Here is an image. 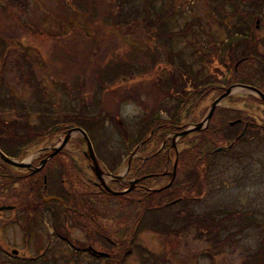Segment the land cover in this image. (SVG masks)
I'll list each match as a JSON object with an SVG mask.
<instances>
[{
    "label": "rangeland",
    "instance_id": "1",
    "mask_svg": "<svg viewBox=\"0 0 264 264\" xmlns=\"http://www.w3.org/2000/svg\"><path fill=\"white\" fill-rule=\"evenodd\" d=\"M104 1L111 4V0ZM146 1L137 0V4L140 5ZM220 1L223 2V8L227 12L235 6L234 0ZM154 2L162 12L166 13L167 10L169 13L174 12L173 18L168 21L169 26L166 23L170 31L180 33L185 29L186 23L195 22L192 33L188 37H176L169 44L170 40L167 36L158 38L153 33V30L156 29L158 34H162L161 31L164 32V30L161 27L164 28V22L156 25V28L148 29L150 33L146 31L142 22L131 24L130 27H115L113 24L110 29L120 39H124L137 50L147 52V54H143L146 61L142 62H147L148 70H142L138 67L140 66L139 62L136 63V67L133 66V69L127 72L132 74L131 78L130 76L123 77L124 74L120 80L115 81L113 88L108 89L111 91L108 93L109 96L91 82L86 86L88 88L85 87V91L88 92L87 96L91 94V97L89 96V100L84 102L73 100L66 94L69 85L67 82L64 83L62 78H69L75 74L74 69L69 68H73L74 64L64 63L53 39L49 36L65 35L73 27H81L89 31L92 37L88 41L85 40L87 36L78 34L80 45L77 48L81 49L80 55H91V50L96 45L92 39L97 37L99 40L97 44L107 45L103 50L105 56L100 55L104 66H107L108 60L113 55H123L126 50L132 48L122 44L123 42L115 43L116 41H106L104 38L102 40L99 33L103 28L99 21L92 19L89 22L87 11L76 8L68 0H0V5L7 6L6 13L3 14L0 10V19H3L4 15L6 17V14L8 16L6 35H2L4 40L0 37V41L5 43L4 46H0V100L5 102L4 105L0 103V113L3 118L11 122L15 119L23 122L27 116L26 121L35 127L41 126L44 119H58L67 113L80 112L86 105L85 112L90 116L89 120L99 122L101 127L106 129L105 133L103 131H101L102 134L100 133L101 141L106 145L105 156L107 154L111 157L124 155L122 163L117 167L122 175L127 168V160L124 159L128 158L135 146H133L132 136L126 143L121 139L119 120L126 124L128 131H131L130 135L134 131L132 130V121L134 124L137 120L139 126V124H143L142 122L147 119L148 115H155L163 110L162 115L165 118L173 114L175 116L180 114L179 119L183 124L197 123L203 120L214 101L224 94L225 90L212 89L205 98L201 97V92H196L197 94L193 95L192 86L187 79L180 78L176 81L171 75L178 72L176 53L183 51L185 58L193 60L198 56V51L203 48L206 47L210 51L214 42L218 48L222 49L223 41H227L229 36L227 30L230 26L227 27V25H234L235 19L223 20L218 14L219 11L216 14L214 8L218 2L214 0H154ZM240 7L243 11H250L252 19L257 16L253 21L254 29L251 31L254 37L250 40L256 43L258 51L264 53V7L259 9L247 7L246 9V5L242 2ZM208 32L212 34L210 47L206 44L209 39L206 37ZM103 37H105L104 34ZM66 39L69 40L66 47V51L69 52L75 37ZM25 53H29L31 57L39 60L43 67L48 66L49 68L48 72L46 70L43 72L45 77H41L40 85L30 79L28 66L25 65L26 62L23 59ZM224 53L223 49L222 54ZM98 55L96 54L95 57ZM262 60L260 59V61ZM203 63V59H200L197 62V67ZM64 64L66 65L62 69ZM210 67V73L216 74L219 79L230 77V69L220 65L218 61H215ZM257 68V64L248 66L250 73H256ZM56 72L58 73L56 77H60L58 85L53 84L52 79L46 78L47 73L55 75ZM155 84L161 86L159 90L155 89ZM233 85L254 86L264 92V82L261 77L256 78L254 82ZM204 86L200 83L197 89L202 90ZM39 89H42L43 92L41 93ZM119 89L124 91L132 89L134 100H125L123 97L121 100L116 98L114 95ZM150 89L153 91V96L148 94ZM177 90H179L178 95ZM69 92L71 91L69 90ZM183 93L185 94L184 98ZM100 97L101 100L105 98L102 101L103 105L100 103L104 106L103 111L97 107L99 104H93L94 101H99L97 98ZM9 98L13 99V104L8 102ZM180 101H182L181 104ZM215 118L219 127L226 126L228 128L225 129V135L229 137H237L243 130V125L238 128L230 127L229 124L235 121L249 122L252 128L247 132L245 140L234 149L237 154L242 156V159L233 160L234 162H224L223 158L219 159V164H215L213 168L212 179L207 180L204 191L200 188L194 191L192 188H196L197 184L196 187H192L193 184H187L185 188L181 189L177 186L175 191L169 193V203L184 197L187 201H180L170 209L164 208L159 211L158 218L167 222H170L172 217L176 219L174 229L180 227L181 234L165 235L155 231L139 233L137 221L139 216L142 218L140 207L137 206L136 217L130 214V209L125 215L126 212L121 211L122 203L113 199L110 200V205L113 208L106 211L105 219L93 221L84 218L76 220V222L79 221L78 223H73L70 218L67 220L68 222H65V226H62V230H57L53 212H61L62 215L64 212L58 202H53L48 207L42 208L33 220H29L30 217L28 218L26 212L18 209L0 212V264H108V261L104 259L94 258L87 250L88 246L97 240L95 237L100 232L121 244H132V251H126L129 254L123 257L121 264H255L256 251H258L260 240L264 235V179L262 178V171L264 172V104L250 91L238 88L234 90L229 99L219 106ZM50 124L52 125L51 120ZM151 130L152 128L149 127L148 131H143V134L148 136ZM49 132V130L44 132L43 140L33 139L18 144L17 149L26 150L27 148V155L24 159L17 160H32L34 166H39L41 158L45 155V153L44 155L40 154V151L58 146L60 140L63 139V136L53 139L47 137ZM80 136L74 133V138L65 152L75 165L85 171L83 178L80 173L78 177L84 183L79 186L87 196L88 188L90 190L92 187L88 182L95 180V177L88 170L89 163L82 153L83 145L78 142ZM163 138L164 135L159 139L154 136L151 139L153 144L147 146L144 149L145 152L157 150ZM195 140V137H192L183 141L181 149H194ZM230 143V141L218 143L217 146L228 148ZM93 144L95 146V142ZM84 147L86 148V145ZM207 147L210 148V144H207ZM215 148L216 146L212 149ZM100 155L102 157V152ZM58 165L52 164L50 168L54 169ZM108 167L104 159L102 168L106 170ZM20 172L23 173V171ZM247 175H250L249 179L246 178ZM258 175L260 176L258 177ZM241 179L244 180L243 183H241ZM153 186L160 187L159 185ZM15 188H19V185ZM63 188L64 190L68 188L69 191L72 184H61L56 179L49 184L46 191L48 197H43V199L61 198ZM191 200L196 202H191ZM13 204L20 205V199L16 198L14 193L12 194L10 190L0 192V207ZM236 210L239 213L252 212L254 214L252 221L257 225L247 227L240 234L238 229L245 225L246 221L241 218L240 220L237 218L230 220L233 215L231 213ZM82 212L87 214L86 210ZM87 215L90 216V214ZM204 217L212 220V223L214 221V224L215 221L216 223L218 221L219 224L222 223L219 242V233L216 234L213 229L205 230L201 234L199 225L202 224ZM193 219L198 225L188 230L186 226ZM99 226L100 232L98 231ZM135 234V242L131 243ZM111 248L108 247L106 251V256L110 255L109 264H118L121 256L117 255L123 251ZM16 251L17 254H14ZM73 252H77L79 256H74Z\"/></svg>",
    "mask_w": 264,
    "mask_h": 264
},
{
    "label": "trees",
    "instance_id": "2",
    "mask_svg": "<svg viewBox=\"0 0 264 264\" xmlns=\"http://www.w3.org/2000/svg\"><path fill=\"white\" fill-rule=\"evenodd\" d=\"M71 2L76 8L78 9H84L87 11V20L90 22L92 19L96 21H99L100 25L103 29H101V32L99 35L101 36V39L103 38L111 42L116 41L115 43H121L122 44L132 48L126 50V53L123 55L115 54L113 55L107 62V66L103 65V61L101 59V54L105 56V53H103V50L106 48L107 45H101L97 44L99 43L97 37H93L92 41L94 44H96L92 50L91 55H80L79 48V36H87L85 40H90L92 35L89 33V31L77 27L72 28V32L61 36H49V38L53 39L56 49L58 51V54L60 58L64 61V63L67 64H74V67L70 69H74L73 71L75 74H73L69 78H62V81L64 83H68V92L66 93L69 97H71L73 100H79V101H88L89 96L91 97V94L87 96V91H85V87L89 85L91 82L96 85L97 87H100L102 92L104 93H111L108 89L113 88L114 82L121 79V77L125 74L123 77H129L131 78L132 74L127 73L133 69V66H135L136 63L139 62L138 67L142 68V70H148L147 62L145 56L143 54H147L145 51L137 50L134 47H131L124 39H120L119 36H117L115 33L112 32L110 29L112 25L114 26H124V27H130L131 24L136 23H144L145 29L148 33H150V30L152 27L156 28V25H159L160 23L165 24L164 28L161 27V29L164 30V32L161 31L162 34H158L157 30L154 29L153 33L155 37L158 36V38H161L160 36H167L169 41V44L175 40L176 37H188L193 29L195 22L192 23H186L182 32L180 33H174L173 31H170V28L166 26V23H168L169 19L173 18L174 12L169 13V10H167L166 13L162 12V10L157 8L156 3L154 0H147L146 2H143V4H137V0H111V4L109 5L104 0H68ZM215 2H218V5L215 6L214 10L216 11V14L219 11V16L223 19H235L236 22L234 25H227L229 29L227 30V34L229 35L227 37V41H223V48H218L215 45V42L210 47V41L212 38L211 33H207L206 37L209 39L206 40V44L210 47V51L207 50V48H203L201 51H198V56L194 57V59L190 60V58H185L183 56V51H179L177 54V70L178 72L173 75L174 79L178 81V79H187L191 86H192V94L196 95V92H201V97L205 98L207 97L212 89H218V90H226V87H229L233 84L238 83H248L249 81H255L256 78H262L264 82V53L258 51V48L256 46V43H254L252 40H250L254 35L251 34V31L254 29L253 26V17H251L250 11H243L241 9V2L246 5L247 7H253L256 9L264 7V0H234L235 6L232 10L228 11L223 8V2L220 0H214ZM0 10L4 14L7 11V6L0 5ZM6 19H8V16L6 14V17L4 15L3 19H0V37L2 38V35L6 33ZM16 24V22L14 21ZM18 25V24H17ZM232 26V27H231ZM152 31V30H151ZM43 32V31H42ZM206 31L204 32V34ZM103 34L105 37H103ZM6 35V34H5ZM75 37L74 41L72 42V47L69 49V52L66 51L67 42H69L68 37ZM48 38V39H49ZM4 40V38H2ZM4 41H0V46H4ZM78 47V48H77ZM135 49V50H133ZM225 51L224 54H222V51ZM137 50V51H136ZM98 55L95 57V55ZM23 59H25V65L28 66V70L30 73V79L33 80L37 85L41 84V77H45L43 75V72L46 70V72L49 71L48 66L43 67L41 62L33 57L29 53H25ZM203 59V65L200 67H197V62ZM260 59L262 61H260ZM171 61V60H169ZM218 61L220 65L230 69L231 74L229 78L225 79H219L218 76L214 73H210L211 65ZM142 63V64H141ZM253 64H257L258 68L256 73H250L248 66H251ZM62 66V69H64ZM136 67V66H135ZM61 69V70H62ZM219 69V68H217ZM55 70V69H54ZM56 71V70H55ZM219 71V70H216ZM58 73L56 72L55 75H51L49 73L46 74V78H50L53 80V84L58 85L59 78L56 77ZM205 85L202 90L197 89L199 84ZM162 85V84H161ZM177 85V84H176ZM262 85V84H261ZM38 87V86H37ZM155 89L159 90L161 86L158 84H155ZM88 88V87H86ZM69 90L71 92H69ZM108 90V91H107ZM262 90V89H261ZM41 93L43 92L42 89H39ZM116 91V90H115ZM114 91V93H115ZM177 95L179 94V90H177ZM148 94H151L153 96V91L150 89L148 91ZM176 95V97H177ZM185 94L183 93V98ZM87 96V97H84ZM109 96V95H108ZM116 98H119L120 100L122 97L125 100H134V96L132 93V89L130 91H124L120 90L114 95ZM42 97V95H41ZM96 99V97H94ZM94 101L96 105L99 104V109L101 111L104 110V106L101 100V97ZM2 101V100H0ZM189 101V100H186ZM8 102L13 104V99L9 98ZM182 101H180L181 104ZM2 105L5 104L4 101L0 102ZM102 103V105L100 104ZM83 110L80 112H71L67 113L62 118L53 119L48 118L43 120V124L41 126H31L29 125L27 120V116H25L24 121L20 122L17 119H15L13 122L7 121L5 118H3L2 114L0 113V150L7 156L14 158V159H24L26 157V150L24 149H17L18 144H23L26 141H30L33 139H40L43 140L44 132L49 130L50 132L47 134V137L50 138H56L59 136H66L68 131L73 127H81L83 128L89 135L91 141L95 142V150L100 154L102 152V158L105 159L108 166H110L113 170H118V161H121V155H115V156H108V154L105 156V143L101 138V131L105 133L106 129L104 127H101V124L97 121L89 120L90 116L86 114L85 108L86 105L82 107ZM52 122V125L50 124V120ZM49 120V122H48ZM162 121L157 122V124H154V127L161 125ZM236 126H241L239 123H237ZM140 127L142 125L140 124ZM224 128V126H223ZM252 128V125H249V129L247 132L250 131ZM103 129V130H102ZM101 133V134H100ZM121 139L123 142L130 141L131 139V131H128V129L121 128ZM106 135V134H104ZM145 136V133H144ZM221 136V135H220ZM246 136V135H245ZM235 138V137H234ZM245 138V137H244ZM237 140V138H235ZM234 139V142H235ZM104 140V139H103ZM138 142H141V139L138 140ZM162 142V141H160ZM223 139H219L218 143H222ZM80 145H84L85 141L81 140L79 142ZM237 144V142H236ZM235 144L234 148L237 146ZM44 155V154H42ZM49 153L45 154L43 158L47 157ZM41 158V159H43ZM86 159V157L84 156ZM87 160V159H86ZM59 164V168L61 166V169L56 168L52 169L50 166L52 164ZM52 169V170H50ZM20 171H23L20 172ZM85 171L79 168L77 165L74 164V161L66 155L65 150L63 152H60L58 155H56L53 159H51L43 170H41L39 173H34L32 170L28 169H15L11 167L9 164L4 162L0 158V192H4L5 190H10L12 194H15V197L20 199V205L13 204L11 206H15V210H20L22 212H26L28 215L29 220H33L36 214L44 208L48 207L53 202H58L60 205V208L62 212H64V215L61 214V212H53L54 214V223L57 222L56 228L57 230H62V226H65V222H68L70 218H72L73 223H78L76 220L78 219H84L82 215L79 214V212L84 211L83 206L85 203L86 198V192L83 191V189L79 186V184H84L82 179L78 177V175L81 174V178L84 177ZM80 173V174H79ZM77 174V176H76ZM56 179L60 181L61 184H72L71 190L68 192V188H64L61 190V199L62 201H51L49 203H46L43 199V197H48L46 194V191L48 189L49 184L54 182ZM76 181V182H75ZM77 183V186H76ZM19 185V188H15V186ZM207 184H193L192 190H196L200 188L201 190H205ZM178 186V184H177ZM75 188V190H73ZM169 188H163L160 191H153L152 195L149 197L148 200H142L138 207L141 209V215L142 218H140L137 221V231L140 233L142 231H155L159 232L161 234L165 235H179L180 227L174 229V225L176 223V219H173L170 222H167L159 217V211L166 208L168 205L165 204L164 195L166 193H169ZM202 192V191H201ZM146 199V197L144 198ZM19 203V202H18ZM64 205L72 206L73 209L66 208ZM177 205V204H174ZM173 206V205H172ZM168 207L169 209L172 207ZM78 212H75V210ZM212 213V212H209ZM233 214V215H232ZM230 220H233V218H237V220H240V218L244 221H246L245 225L241 226L239 228V233L241 234L244 229L247 227H254V224L252 221V218L254 214L252 212L248 213H239L237 210L234 213H231ZM63 216V217H62ZM60 220V221H59ZM249 220V222H248ZM189 222V220H188ZM187 222V223H188ZM221 222V221H220ZM30 225V224H29ZM196 220L193 219L190 221L186 228L189 230L191 227H195ZM201 234L205 230L211 231L213 229L216 234H218V242H219V235L222 228V223L219 224V222L214 221L212 223V220H210L207 217H204L202 224L199 225ZM197 228V227H196ZM216 230H215V229ZM264 229V228H263ZM184 231V229H183ZM264 233V230H263ZM237 235V234H235ZM228 239V236H227ZM226 239V240H227ZM231 239H233V236H231ZM223 240V241H226ZM222 241V242H223ZM221 242V243H222ZM223 244V243H222ZM129 252V251H127ZM126 251H123L119 253L117 256H121V260H119L118 264H121L123 261V257H125L127 254ZM257 257L255 260V264H264V235L262 236L260 240V246L258 247ZM74 256H79L77 252H73ZM93 255V254H91ZM110 256V255H109ZM109 256H99V255H93L96 259H104L105 261H108L109 264L110 257Z\"/></svg>",
    "mask_w": 264,
    "mask_h": 264
},
{
    "label": "flooded vegetation",
    "instance_id": "3",
    "mask_svg": "<svg viewBox=\"0 0 264 264\" xmlns=\"http://www.w3.org/2000/svg\"><path fill=\"white\" fill-rule=\"evenodd\" d=\"M219 106L216 108L215 114L210 121L207 119L208 113L200 122L183 124L179 119L180 114L177 116L173 114L165 118L162 115L164 110L155 115H148L147 119L142 122V127H140V124L138 126L137 120L134 124L132 121V130L134 131L131 136L135 148L131 151L128 158L124 159L127 160V168L123 175L120 174L119 169L112 171L110 166L104 170L102 168L104 159L95 150L96 160L101 168V178H99L95 173L94 162L89 155V148L88 146L85 148L83 145L82 153L87 158V162L89 163L88 170L94 175L95 180L88 182L92 187H90V190L88 188L87 199L83 206V209L90 216L84 212H79V214L83 218H89V220L93 221L105 219L106 211L113 208L110 205V200L113 199L122 203L123 209L121 211L126 212L125 215H127V210L130 209V214L136 217L138 204L142 200H148L154 190L160 191L163 188H169L168 190L171 192L175 191L177 184L181 189L182 187L185 188L187 184H207V180L212 179L213 168L215 164H219V159L223 158L224 162H234L233 160L236 159L241 160L242 156L236 153L234 146L236 142V145H238L245 140L244 137L250 124L249 122L244 123L242 120H238L235 124L230 123V127L234 128L240 127L236 126L237 123L243 125V130L237 137L225 135V129L228 128L226 126L224 128L223 126L219 127V123L215 118ZM158 120L162 121L161 125L154 127V124H157ZM119 124L122 129L126 127V124H123L120 120ZM199 126L201 127L199 128ZM149 127L150 129L152 128L150 135L144 136L143 131H148ZM163 135L164 138L157 150L145 152L144 149L152 143L151 139L154 136H156V139H159ZM192 137L196 139L193 146L194 149H181L182 142ZM234 137L237 138L235 142ZM73 138L72 136V140ZM139 139H141V142H138ZM219 139H223V142L230 141L231 143L228 148H219L217 146ZM78 140L80 142L82 140L81 137ZM207 144H210L211 147L208 148ZM214 146L217 149H212ZM123 156L121 155V160ZM120 163L122 161H118L117 165ZM58 168L59 166L56 167V169ZM246 178L249 179L250 175H247ZM262 178L264 179L263 171ZM243 182L244 180L242 181L241 179V183ZM153 185H159L160 187ZM169 193L164 195L167 207L175 206L174 204H179L180 201H187L186 197H184L169 203ZM145 197L146 199H144ZM191 202L196 201L191 200ZM64 206L73 209L72 206ZM75 212L78 211L75 210ZM98 231H101L100 226ZM97 235L95 237L97 240L88 246V252L106 255L108 247L118 249V251H132V244H121L119 241H114L111 237L101 232ZM135 237L136 234L131 239V243L135 242Z\"/></svg>",
    "mask_w": 264,
    "mask_h": 264
},
{
    "label": "water",
    "instance_id": "4",
    "mask_svg": "<svg viewBox=\"0 0 264 264\" xmlns=\"http://www.w3.org/2000/svg\"><path fill=\"white\" fill-rule=\"evenodd\" d=\"M238 88L243 89V90L250 91L252 94H254L257 97H259L261 99V101L264 103V93L261 90H259L258 88H255V87H252V86H245V85L232 86V87H230L229 89L226 90V93L225 94H223L222 96H220L214 102V104L212 105L211 111L209 113V116L207 118L208 121H210L212 119V117H213V115H214V113L216 111V108L219 106V104L222 103L227 98H229L230 96H232L234 90H236ZM200 127L201 126H199V128ZM74 132H79V133H81L84 136V139L86 140V142L88 144L89 155H90L91 159L94 162L95 173H96V175L99 178H101V169H100V167L98 165V162L96 160V157H95V154H94V150H93L92 144H91V142H90V140L88 138V135L83 130H81V129H73V130H70L69 133H68V135H67V137L64 139V141L62 142V144L60 146L50 149L52 151V153L47 158H45L44 160H42V162L40 164V167H34V165L32 164V160L18 161V160L11 159V158L7 157L6 155H4L1 151H0V158L4 162H6L7 164L11 165L14 168L31 169V170H33L34 173H38V172H40L46 166V164L48 163V161L50 159H52L53 157H55L59 152H61L67 146V144L69 143V141L71 139V134L74 133ZM44 151L45 150H43L42 152H44ZM53 200H58V199H56V198H49V199H45V202L46 203H49V202H51ZM12 210H14V207L13 206H3V207H0V212H3V211H12ZM14 254H17V251L14 252Z\"/></svg>",
    "mask_w": 264,
    "mask_h": 264
}]
</instances>
